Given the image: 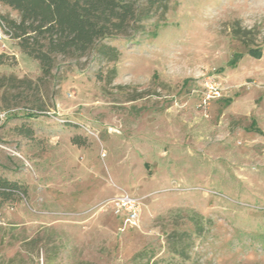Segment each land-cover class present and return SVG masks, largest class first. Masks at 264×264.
<instances>
[{"label": "rangeland", "instance_id": "rangeland-1", "mask_svg": "<svg viewBox=\"0 0 264 264\" xmlns=\"http://www.w3.org/2000/svg\"><path fill=\"white\" fill-rule=\"evenodd\" d=\"M135 2L126 33L46 77L3 41L0 174L26 194L0 205V264H264V0ZM120 193L141 202L121 231Z\"/></svg>", "mask_w": 264, "mask_h": 264}, {"label": "trees", "instance_id": "trees-1", "mask_svg": "<svg viewBox=\"0 0 264 264\" xmlns=\"http://www.w3.org/2000/svg\"><path fill=\"white\" fill-rule=\"evenodd\" d=\"M168 0H146L149 6ZM19 13V20L0 16L5 32L17 39L20 50L39 62L42 76L50 74L55 55H83L102 39L124 34L141 19L135 0H0ZM99 52L109 60L117 57L115 47L100 44ZM258 57L260 50L249 49ZM0 53V64L4 63ZM12 77V76H10ZM16 79V78H15ZM261 131V130H259ZM30 135V132H28ZM82 145L79 136L71 138ZM26 188L0 174V205L24 196Z\"/></svg>", "mask_w": 264, "mask_h": 264}, {"label": "built area", "instance_id": "built-area-1", "mask_svg": "<svg viewBox=\"0 0 264 264\" xmlns=\"http://www.w3.org/2000/svg\"><path fill=\"white\" fill-rule=\"evenodd\" d=\"M10 36L5 32L2 18L0 17V47L4 48L3 41ZM222 96V86L214 73H209L202 78L199 90L198 106L204 112L209 104ZM10 110L0 106V129L4 125ZM114 215L118 218V230H125L128 227H136L140 221L141 202L138 198L128 193H120L108 200Z\"/></svg>", "mask_w": 264, "mask_h": 264}]
</instances>
